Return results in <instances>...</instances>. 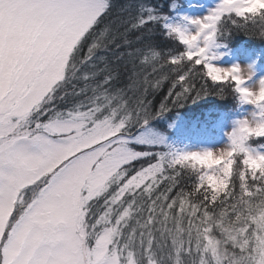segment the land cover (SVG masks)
I'll list each match as a JSON object with an SVG mask.
<instances>
[{
    "label": "snow or ice",
    "instance_id": "1",
    "mask_svg": "<svg viewBox=\"0 0 264 264\" xmlns=\"http://www.w3.org/2000/svg\"><path fill=\"white\" fill-rule=\"evenodd\" d=\"M109 8L110 0H0V264H162L153 251L151 230L143 231L153 216L146 223L137 220L139 235L134 227L125 237L124 229L139 210L138 200L147 198L149 210L163 213L165 219L173 209L178 215L188 212L199 217L202 206L193 202V196L201 197L204 205L216 204L221 195L229 199L237 187L232 182L237 171L241 199L264 193V164L251 163L264 161V154L247 143L252 137H264V124H257L256 129L262 130L257 131L247 120L239 121L230 146L218 154L154 153L150 149L159 148L163 137L148 124L169 109L162 103L159 111H151L146 96L149 88L159 89L169 76L153 82L135 71L137 59L141 68L151 67L153 72L163 60L159 70L168 66L175 77L169 95L177 97L176 104L191 99L192 93L196 98L209 93L204 88L195 92L190 84L185 87L200 69L221 90L231 82L242 101L264 102L259 95L264 94V80L253 92L242 86L245 79L239 66L221 68L206 55L225 18L241 27L233 16L264 25V0H221L209 15L189 21L195 31L178 23L163 25L166 37L183 45L178 54L161 57L151 44L121 53V59L132 58L136 79L129 87L141 93L134 108L129 107L124 89L112 87L119 69L107 71L99 83H85L75 93L80 99L57 108L53 97L76 68L77 53L87 46L88 55L80 58L83 64L101 47L94 34ZM139 11L131 28L151 33L148 26L159 15L146 6ZM107 31L100 29L99 36ZM98 75L84 73L81 79ZM177 87L181 91L176 92ZM138 161L142 163L136 168ZM185 163L200 170L197 179L190 192L181 189L170 196L177 179L165 173ZM162 182L167 186L158 192ZM246 209L250 210V202ZM203 214L207 217V207ZM249 218L264 233V211ZM239 231L245 234L247 227ZM182 232L177 221V233ZM254 236L255 243L229 236L241 254H233L228 264H264V235ZM204 240V252L211 254L214 264H224L226 250L210 236ZM184 249L179 236L172 237L170 264H182Z\"/></svg>",
    "mask_w": 264,
    "mask_h": 264
},
{
    "label": "trees",
    "instance_id": "2",
    "mask_svg": "<svg viewBox=\"0 0 264 264\" xmlns=\"http://www.w3.org/2000/svg\"><path fill=\"white\" fill-rule=\"evenodd\" d=\"M148 1L146 4L145 2ZM167 0H110V8L108 13L104 16L101 25L99 26L97 32L94 34L95 38L100 43L101 47L96 50L95 54L87 59L83 64L80 63L81 57H86L87 46L77 53L76 68L70 70L69 78L64 85V87L57 94L54 95L52 100V105L57 108H64L66 106L73 105L80 97H77L75 93L85 85V83L91 85L99 83L107 71H116L119 74L118 78L113 82L112 87L124 89V92L131 103L130 108L135 107V100L139 99L141 93L130 89L129 85L136 79L133 74V66L130 63L131 59L128 56H124L121 59V53H126L127 51L133 50L135 48L145 49L147 45L151 44L155 50L160 53L161 57H167L168 53L178 54L182 49H176L174 42L178 41L168 38L165 35L166 29L163 25L164 22L158 19L153 25L148 27L152 28V32L148 33L146 30H135L131 28V25L136 22L137 17L140 15L141 6L151 7L158 12L159 6L162 2ZM162 7V6H161ZM163 8V7H162ZM156 12V13H157ZM235 19V18H233ZM238 21L244 26H237L229 23L228 31L232 34L240 33L242 39L247 41L252 47H256L264 57V25L260 22H244ZM107 27L108 31L105 36H99L100 29ZM140 37L138 40L137 38ZM224 37H220L222 40ZM125 40L130 43L126 44ZM262 50V51H261ZM101 57H105L101 60ZM163 63V60L160 61ZM160 63H157L156 67L158 71L153 72L151 67L141 68L139 59L136 62L135 71L140 72L142 75H147L150 79L155 82L159 77L164 74L169 76L168 80H165L162 86L157 90H152L149 88L146 99L151 103V111H159L160 105L162 103H167L168 111L163 112L159 115V121L164 126V123L168 124L173 122L177 127L181 126L179 130L185 131L183 138L185 141L195 138V135L199 134V131H204L211 126L213 119L219 115L220 109L219 104L222 102H233V96L230 94H222L221 92H216L213 90L215 87L210 79L201 75L203 72L200 69L199 72L192 73V79L188 80V87L190 84L195 92H200L202 88L209 91L208 94L202 95L200 98H196L195 93H192L191 99H183L179 104L175 101L177 97L175 95H169V90L171 87L172 79H174V74L171 72L168 66H165L163 70L160 69ZM107 65V68H105ZM126 65V66H125ZM103 69V71H101ZM99 72V75L88 81H84L81 77L84 73H95ZM176 92L181 91L179 87L175 89ZM62 97V98H61ZM220 103H216V102ZM227 110V106L221 107V109ZM223 109V110H224ZM170 130V127L167 128ZM187 130V131H186ZM174 133V132H172ZM175 134V133H174ZM181 137V134H177L170 138L168 143L159 148H155L152 152L159 151H174L175 142ZM260 138V137H259ZM156 162L155 160H153ZM165 175H174L177 179L176 186L172 189L170 196H175L181 189L186 192L192 190V186L195 183L197 177L192 171H188L186 166H176L175 172L169 169ZM239 177V176H238ZM235 175L233 176L232 182L237 185L234 191L229 193L230 198L225 199L224 195L219 197V201L214 205H204V201L199 196H193V202L199 206L200 215L192 216L188 212L182 214H177L175 209H173L167 219L164 218L163 213L159 211L149 210V200L144 198L143 200H138L140 204L139 210L135 213L133 219L129 221L128 227L124 229L125 237L127 233L136 228L137 235H139L141 229L137 225V220L140 223H146L148 216H153V223L148 227L143 229L147 232L149 229L154 237L153 251H155L157 257L162 261V264H170L168 259V254L172 251V237L179 236V240H182L185 244L183 259L185 258L187 249L193 244L192 236L188 233L190 230L200 228L202 233L203 227H209V225H215L218 223L228 224L231 227H236L237 225H242L249 220L252 214L264 211V203L257 205V201H264V193L257 196L255 193L251 197H244L241 199V190L239 188V179ZM166 183L162 182L158 188V192L164 191ZM250 202V210L246 209V204ZM204 207L208 208V215L205 217L203 214ZM190 211V209H189ZM249 213L247 215L246 213ZM177 221L180 223V227L183 229L182 233H177ZM123 242V241H122Z\"/></svg>",
    "mask_w": 264,
    "mask_h": 264
},
{
    "label": "rangeland",
    "instance_id": "3",
    "mask_svg": "<svg viewBox=\"0 0 264 264\" xmlns=\"http://www.w3.org/2000/svg\"><path fill=\"white\" fill-rule=\"evenodd\" d=\"M200 1L201 0H167L166 2L161 3V6L163 8L161 6L157 7L159 10L158 12H156L160 17V20H162L164 24L178 23L189 28L192 31H195L196 26L191 24L189 21L196 18H203L209 15L210 12L221 3V0H209L210 2L207 5H203L200 3ZM186 2L191 3L190 6L192 7L183 8L184 3ZM145 3L147 4L148 1H146ZM150 8H152V6ZM179 8H181L180 12L178 11ZM233 18L238 20V18L234 16ZM227 22L228 20L227 18H225V22L221 25L219 34L209 45V48L206 52V55L209 57V62L221 68L246 66L249 69L250 78H247V76L245 75L243 77L245 79V83L242 86L257 87L258 90L259 82L261 80H264V57H262V54L259 50L257 51L256 47L250 46L247 41L243 40L240 33L232 34L231 31H228L229 23ZM220 37L224 38H222V40H219ZM174 43L176 45V49H182L181 51L184 50L183 45L179 46L178 43ZM214 87L215 88L213 90H215L216 92H221L222 94L226 93L228 94V96L232 94L233 96L232 103H230V101H224L222 102V104L220 103L221 101L216 102L220 103L219 109L223 114L220 122L218 123V127L221 130V133L213 134L212 132H208V130L206 129L192 141H185L183 138V134L185 131L179 130L181 126L177 127L178 125L173 122H169L168 124L164 123V126H162L159 121V115H157L153 120L149 122L148 127L153 130L157 137H163V143L160 144L159 147L164 146L166 143H168L169 139L174 137L175 135L181 134V137L174 144V148L176 149V152H178V154L199 153L203 151H212L218 154L219 152L226 150V148L230 146L231 133L236 128H238L239 121L251 120L254 115L257 119H260V109L251 103L242 101L231 82L223 84L222 90L219 89L221 87L219 85H214ZM60 91L62 92V90ZM236 100L238 101L236 102ZM240 101H242V103L239 106L238 103ZM224 106L228 107L227 110H225L224 108V110L221 109V107ZM168 127H170V130H167ZM133 132H135V129H133ZM172 132H174L175 134ZM203 132H206V134L202 135ZM247 143L257 152L264 154V137H252ZM130 147L136 148L137 145L131 144ZM154 149L155 148L150 150L152 151ZM141 163L142 161L134 162V167L138 168ZM184 165L186 166V169L188 171H192L196 175V177L198 176L200 171L198 168L194 170L187 163H185ZM238 167L239 157H237V164L234 165V172ZM235 176H239V171H237ZM260 212L261 211L252 214V217L258 216ZM246 214L249 215L248 212ZM245 227H247V232L245 234H241L239 230ZM230 228L234 230L232 233H229L227 231ZM201 229L202 233L200 232V228L194 229V231H189L188 235L192 236L191 240L194 242L187 249L188 253H186L185 258L182 260V264H201V261L205 258L206 264H214L211 254L206 253L203 250L206 243V241L204 240V236L212 237L218 242L219 248L226 250L227 256L225 258L224 264H228V259H230L233 254L237 256L241 254L238 248L233 247V241L229 239L230 235H236L239 242H243V240L247 239L251 243H255L254 233L264 235V233L259 232L256 223H254L252 219H249L245 224L237 225L236 227H231V225L228 224L218 223L211 226L209 225V227H207L206 225V227H203Z\"/></svg>",
    "mask_w": 264,
    "mask_h": 264
},
{
    "label": "clouds",
    "instance_id": "4",
    "mask_svg": "<svg viewBox=\"0 0 264 264\" xmlns=\"http://www.w3.org/2000/svg\"><path fill=\"white\" fill-rule=\"evenodd\" d=\"M240 69H241L240 75L242 77H244L246 75L247 78H250V72H249V69L246 66H242V67H240ZM243 87H245V86H243ZM258 87H259V85H258ZM245 88L251 89L253 92H257L258 91L257 87H245ZM259 95L261 96V100L264 101V94H259ZM239 97H240V94H239ZM240 99H241V97H240ZM251 104L257 106L260 109V112H259L260 119H257L256 116L254 115L251 120H247L248 124L252 128L256 129V125L257 124H264V116L261 115V113H264V102L259 103V104H257V103H251ZM256 130L257 131H262L261 129H256ZM193 154L195 155L196 153H193ZM200 159L203 160L204 158L200 157ZM251 163L253 164V166H260L261 164H264V161L253 160V161H251Z\"/></svg>",
    "mask_w": 264,
    "mask_h": 264
}]
</instances>
